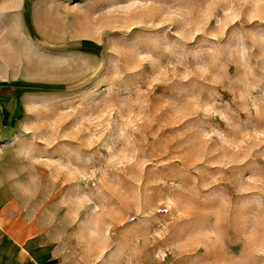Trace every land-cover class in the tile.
<instances>
[{
  "label": "rangeland",
  "instance_id": "rangeland-1",
  "mask_svg": "<svg viewBox=\"0 0 264 264\" xmlns=\"http://www.w3.org/2000/svg\"><path fill=\"white\" fill-rule=\"evenodd\" d=\"M0 181L59 264H264V0H0Z\"/></svg>",
  "mask_w": 264,
  "mask_h": 264
},
{
  "label": "crops",
  "instance_id": "crops-1",
  "mask_svg": "<svg viewBox=\"0 0 264 264\" xmlns=\"http://www.w3.org/2000/svg\"><path fill=\"white\" fill-rule=\"evenodd\" d=\"M0 181V264H59L36 207Z\"/></svg>",
  "mask_w": 264,
  "mask_h": 264
}]
</instances>
